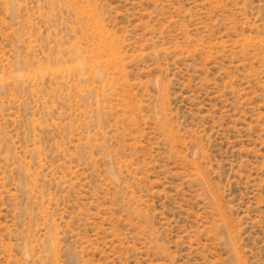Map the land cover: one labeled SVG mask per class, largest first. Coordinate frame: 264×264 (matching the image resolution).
<instances>
[{
    "label": "rangeland",
    "instance_id": "1",
    "mask_svg": "<svg viewBox=\"0 0 264 264\" xmlns=\"http://www.w3.org/2000/svg\"><path fill=\"white\" fill-rule=\"evenodd\" d=\"M0 264H264V0H0Z\"/></svg>",
    "mask_w": 264,
    "mask_h": 264
}]
</instances>
